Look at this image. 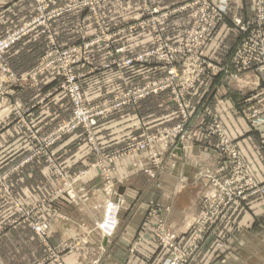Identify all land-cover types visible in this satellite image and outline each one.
<instances>
[{
    "label": "crops",
    "instance_id": "crops-1",
    "mask_svg": "<svg viewBox=\"0 0 264 264\" xmlns=\"http://www.w3.org/2000/svg\"><path fill=\"white\" fill-rule=\"evenodd\" d=\"M189 1L107 0L96 15L85 9L76 10L54 20L50 29L54 40L64 47L78 45L82 38L95 36L99 29L112 32L124 25L144 22L133 29L125 27L120 35L112 37V47L119 49L116 58L123 60L154 47L156 33L171 44L180 45L191 22L190 9L183 8ZM254 1L226 0L228 18L204 49V64L228 68L229 56L239 39L231 18L251 19ZM154 8L157 12L150 23L148 11ZM33 13L34 0H0V37ZM45 47L46 37L39 32L21 39L6 53L11 71L22 79L35 68ZM98 49L85 67L90 69L101 60ZM145 63L146 66L124 68L121 73L88 72L82 82L87 101L95 103L119 90L139 86L144 79L155 76L154 70H158V75L162 73L160 61L148 59ZM81 69L77 67L78 71ZM228 73L219 71L212 77L202 73L197 79L189 92V139L183 147L175 139L170 140L168 148L158 147L163 160L156 177L150 178L143 171L147 165L145 153L123 155L110 165V182L124 200L117 226L110 233L99 227L102 220L108 223L103 212L109 202L103 193L101 168L94 164L102 159L100 154L122 149L131 141L178 122L171 94H154L100 117L93 127V142L83 129H78L58 140L49 151L33 153L34 139L27 127H32L38 138L44 137L70 116V103L55 89L54 73L43 72L35 78L30 75L32 79L9 86L0 100V260L4 264H55L52 256L59 255L66 264H163L166 251L152 234L154 224L160 221L180 243H185L206 187L204 175L220 163L214 148L219 139L205 142L198 131L212 118L234 140L253 177L264 182V122L252 123L243 115L258 95H264V79L255 73L233 79ZM42 98L45 100L38 101ZM14 106L21 108L20 116L14 113ZM83 169H88L87 173L78 178ZM73 178L77 179L71 182L68 194L58 192L65 181ZM151 202L158 205L157 215L149 211ZM17 203L36 209L33 218L49 224L47 241L39 239L31 228L32 217L17 219ZM232 220L233 228L225 225L204 244L191 264H232L229 260L237 250L236 242H242L241 231L264 224V194L236 205Z\"/></svg>",
    "mask_w": 264,
    "mask_h": 264
},
{
    "label": "built area",
    "instance_id": "built-area-1",
    "mask_svg": "<svg viewBox=\"0 0 264 264\" xmlns=\"http://www.w3.org/2000/svg\"><path fill=\"white\" fill-rule=\"evenodd\" d=\"M37 1V12L38 17L29 20L25 24L21 25L17 29L6 33V35L0 39V57L3 55L4 51H7L11 46H13L17 41H19L23 35L30 32L37 25L42 26L39 22H44L48 19H52L64 13L65 11L72 10V8L87 5L81 0L69 1L66 3L65 7H60L59 5H54L55 0H36ZM102 0H85V3L91 5H97ZM188 8L191 9V23L188 29L185 31L184 43L182 47H176L167 43H161L158 45L155 51L157 57L161 60L167 61L168 63L174 60H183L187 65V70L185 78L183 79V85L180 88L169 87L171 83L178 77V73L175 68L169 71V77L164 82H153L149 86L141 87L135 90L133 93H129L127 98L134 96L136 99L144 97L150 93H157L165 89H170L174 101H176L182 118L185 120L187 118L188 103L186 102L184 95L186 91L194 84L197 75L201 72L204 73L207 69H215L213 72H219L220 69L215 67H209L201 61V56L203 53V48L207 42L214 35L218 26L227 17L226 0H192L186 4ZM184 6V7H185ZM255 20L250 22L246 20H241L239 18H234L233 23L241 33V41L232 53L231 61L234 67L238 71H247L256 69L264 74V37H263V25H264V0H255ZM94 9V8H93ZM45 28L49 29L48 25ZM51 45H55L53 40L50 41ZM60 54L59 52H55ZM150 52L145 54L136 55L137 59H142L144 56H148ZM189 55H193L194 58H189ZM67 61L66 64L62 65L61 68L67 76V81L63 84V88H68L71 93L72 101L74 104V112L71 118L67 122H63L59 125V128L41 138H35L37 145L47 146L48 144L55 142L61 134L76 128L79 125L89 127L95 123V116L93 113L96 112L95 109L89 108L82 102V97L80 93L79 84H76V76L71 73L70 63L74 61ZM128 63L132 62V59L126 60ZM3 69H7L5 63ZM199 64L201 69H196L195 65ZM6 66V67H5ZM8 70V69H7ZM2 91H0L1 94ZM126 101L120 97L114 101V104H123ZM106 105L102 107L103 111ZM106 111H103L104 113ZM183 124L180 123L173 128L164 130L159 135H152L146 137L139 143L128 146L127 152H141L145 151L147 159L150 163L156 166L160 160V150L159 146L167 148L169 146L172 137L178 135L182 132ZM215 127V128H214ZM209 130L218 134L220 138V151L226 153L229 157L231 163V169L227 176L223 178H213L211 186L209 184L211 192L208 196L204 197L202 200V207L198 215L194 218L192 229L194 233L185 243H180L173 235L168 231H158L155 233L156 237L162 246L167 251V257L163 264H190L195 256L200 253L202 247L206 243L210 234H212L213 229L221 223L225 216L226 211L237 201L244 200L249 196H258L264 194V183H259L253 179L248 169L244 166L238 157L236 149L229 137L224 133L221 126L213 125L210 126ZM89 139H92V134L89 132ZM93 142V141H91ZM37 148H32V152L37 151ZM126 150L120 156L125 155ZM120 155V154H119ZM109 156V158L102 157L100 161L97 162L99 165H104L107 172V177L109 178L107 167L108 163L120 158L119 156ZM118 157V158H117ZM116 158V159H115ZM150 169V168H149ZM226 168H219V173L224 172ZM85 173V172H84ZM153 173V172H152ZM110 179V178H109ZM64 187L68 188L65 182ZM105 195L107 196V202L109 205L105 207L104 219L108 221H101L99 227H101L104 233H110L112 226L117 221V214L119 209L123 204V200L116 196V191L113 184L108 183L104 186ZM115 197V198H114ZM38 210H41L40 208ZM36 211L34 208L26 209V216H30ZM31 228L33 231L41 238L46 241L49 237V225L46 222L40 221L38 219H33L31 221ZM209 235V236H208ZM63 250V248H62ZM56 264H66L57 255H53ZM58 258H57V257ZM0 264H3L0 262Z\"/></svg>",
    "mask_w": 264,
    "mask_h": 264
},
{
    "label": "rangeland",
    "instance_id": "rangeland-1",
    "mask_svg": "<svg viewBox=\"0 0 264 264\" xmlns=\"http://www.w3.org/2000/svg\"><path fill=\"white\" fill-rule=\"evenodd\" d=\"M68 1H69V4H71V1H73V0H55L54 5L56 4V5H59L60 7H65L67 5L66 3ZM80 1L81 0H78L79 3H80ZM82 1H83L84 4H87V5L80 6L78 4V7L72 8V10L65 11L64 13H62L61 15H59L57 17H54L52 19H48V20H46L44 22V24L42 22L38 21V23H40L42 26L37 25L30 32H28L27 34L23 35V37L21 39H23L27 35H29L31 33H34V32H39V33L45 35V37H46V47H45L44 53L39 58V61H38L37 65L35 66V68L32 69L29 73L25 74L24 77H21L22 79L18 78V75H16L15 73H13L11 71V69H10V67L8 65L7 59H6L7 51L10 48H12L16 43L13 46H11L7 51H4L2 53L3 55H1V57H0V91H2L1 94H0V100L6 95L9 86L19 85L22 82H25V81H27L29 79H32V78H35L36 76L40 75L43 72H48V73H51L52 75L54 73V75L57 77V79H56L57 84H56V88L55 89L59 93L63 94L68 99V101L70 103V107H71L70 108L71 112H70V116L68 118H66L64 121H62L58 125H56L54 128H52L44 136L56 131L59 128V125H61L63 122H67L71 118V116L73 115V112H74V104H73V101H72L71 93H70V91L68 90L67 87L63 88V86H62L63 84L66 83L67 76L63 72V69L61 68V66L66 64L67 61H71V60L75 59L74 61H72L70 63V68H71V73L76 76V79H75L76 84H79V88H80V93H81L83 104L86 105L89 108H93V109L96 110V112L93 113V116H95L94 117L95 118L94 119L95 123L90 126L91 128L85 127L83 125H79L76 128L61 134L60 137L55 142H52V143L48 144L47 146H42V145L38 146L37 142L35 140V138H37L38 136L35 134V132L32 129V127H30V126L27 127L28 134L30 135V137H32L34 139V143L32 145L33 146L32 148H37L38 149L37 151H35L33 153H37L39 151H41V152L49 151V148H51V146L54 145L58 140H60L61 138H63L64 136H66L68 134H71V133L75 132L78 129H83L85 131V133H86L87 139L91 142V141H93V127L96 125V122H97V120L100 117H102V116H104L106 114H109L111 112H115V111L119 110L124 105L135 104L140 99H143V98H146L148 96H151V95H154V94H158V93H161V92H169L171 94L172 101H173V103H174V105L176 107L177 115L179 117L178 122H176L174 125L168 127L167 129L173 128V127H175L176 125H178L180 123L183 124L182 132L179 133L178 135L172 137V139H175L174 141H176V143H178V145L180 147H183V142H185L187 139H189V133H188L186 124H188L189 119H190L191 114H192V105H191V102H190V99H189V92L191 91V89L195 85V82L197 81V79L200 77L201 72L197 75L194 84L186 91V94L184 95V98H185L186 102L188 103L187 118L185 120H183V118H182L180 109H179L176 101H174V98H173V95H172L170 89H165V90L157 92V93H150V94H148V95H146L144 97L137 98V99L134 96H132L131 98H127V95L129 93H133L135 90H138L141 87H144V86H149L150 87L153 84V82H155V81L156 82H161V83L164 82L169 77V71L172 68L176 69V71L178 73V77L171 83V85L169 87H171V88H180L183 85V79L185 78L186 73L189 71V70L186 69L187 65L185 63H183L184 62L183 60H174L173 62L168 63L167 61L159 59L157 57V55L155 53H153V51H155L156 48L158 47V45H160L161 43L162 44L163 43H167V44L173 45L170 42H168L167 40H164L162 37H159L158 35H156L157 33L155 34L156 39H155V46L154 47H151V48H149V49H147V50H145L143 52L137 53L134 56L128 57V58L123 59V60H119L118 58H116V54L119 53L118 52L119 49L115 50L112 47V45H111L112 37L116 36V35L118 36V34L120 35L122 33V31L125 29V27L129 28V29H133L135 26H142L144 24V22H141V21L136 23L137 25H134V24L124 25V27L117 28V29L113 30L112 32H109L108 30H104V29H99L98 33L95 36L82 38L80 40V42L78 43V45H69V46H64V47L58 45V43L54 40L55 37L53 36L52 30L50 29V25H51V23L54 20L66 15V14H69L71 12H74L76 10H82V9L88 10L91 14L96 15L99 6L104 1H107V0H102L97 5L96 4L95 5H91V4L85 3L84 2L85 0H82ZM191 1L192 0H190L189 2H191ZM188 3H185L183 5L184 9H188V10L190 9L187 6H185ZM254 4H255V1H254ZM36 6H37V1L34 0V13H33V15L31 17H29V19H27L26 21H24L23 23H21L20 25L15 27L14 29H12L10 31H7L6 33L17 29L18 27H20L21 25L25 24L29 20H32L33 18H37L39 15H38ZM226 8H227V3H226ZM148 12L150 14L149 21H150V23H152L153 19L155 17L154 14H156L157 9L154 8V9L149 10ZM191 13L192 12H191V9H190V16H191ZM254 14H255V7H254ZM227 18H228V9H227V17H226V19ZM234 18H239V17H232L231 18V23L234 26V28L236 29V31L238 32L239 39H238L237 44L235 45V47L233 48V50H232V52H231V54L229 56V60H228V68L229 69L226 68L225 66L218 65V64L214 65L213 67L220 69L219 71H225L227 73L229 72L228 73L229 76L231 78H233V79H237V78H239L240 75H243V74H246V73H255V74H258L261 78L264 79V74L259 72L256 69L247 70V71H238L234 67V65L232 64V61H231V57L232 56L231 55H232V53L234 52L235 48L237 47V45L240 43V41L242 39L241 33L238 31V29L236 28V26L233 23V19ZM239 19H241V18H239ZM225 20L223 22H225ZM241 20H243V19H241ZM254 20H255V16L253 15V17L251 19H248L246 21L252 22ZM46 25H48L49 29L45 28ZM219 26H218V28H219ZM216 31H215V33H216ZM262 32H263V37H264V25H263ZM6 33H5V35H6ZM215 33H214V35H215ZM214 35L207 42V44L203 48V51L207 47V45L210 43V41L213 39ZM4 36L0 37V39L3 38ZM184 36H185V33H184ZM184 36L182 38V42H181L180 45H173V46L182 47L183 43H184ZM51 40H53V42L55 44L54 46L50 44ZM19 41H17V43ZM97 47H99L100 50ZM96 49H98L97 51H99V53H100L101 60L100 61L98 60L99 62L97 61V63L91 65L90 69H89L88 67H85V66L87 65V63L93 61V59H92L93 58V53H95L93 51L96 50ZM55 52H59L60 54H56V56L54 57ZM148 52H150V54L148 56H144L142 59H137L136 58L137 57L136 55L145 54V53H148ZM189 58H194V56L193 55H189ZM127 59H132L133 61L128 63L126 61ZM148 59H156V60L160 61L159 65L163 67V71H162V73L160 75H158L159 72L157 73L158 70H154L153 74H155V76L152 77V78L150 77V78L144 79L142 84L139 85V86H131V87H127L126 89H123L121 91L119 90V91L113 93L110 97L101 99V100H99V101H97L95 103H91V102L87 101L85 93H84L82 82L84 80V77L88 74V72L89 73L90 72H96L97 74H99V73H103L105 71H109L110 70V71H114V72L116 71L118 73H121V71L124 68H127V67H132V66H135V65H144V66H146L145 62ZM3 63L6 64L8 70L7 69H3L4 68V64ZM78 66H80L82 68L80 71L77 70ZM200 67L201 66L199 64L195 65V68L198 69V70L201 69ZM145 70H147V69H145ZM214 70L215 69H207L206 68V70H205V72L203 74H206V76H208V77L215 76L216 74L213 72ZM148 71H150V70H148ZM30 75L32 76V78L29 77ZM26 78H28V79L25 80ZM46 97H48V96H46ZM117 97L122 98L126 102L121 104V105L120 104H114V101L117 99ZM45 98H42V99H40L38 101H43V100H45ZM254 101H255V103L252 104L253 106L250 109L245 110L243 112V115L245 116L246 120H248V121H250L252 123H256L257 124V123L264 122V95H258L254 99ZM106 105H110V106L106 107L103 110V111H106V112L102 113L103 112V111H101L102 107H104ZM20 109L21 108L19 106H14L13 107V111H14V113L17 116H20L22 114ZM23 118H24V116H23ZM213 125L221 126V123L216 118H212L211 121L209 122V124L205 125L201 129H198V131H199V134L201 136V139L203 141H205V142H207L208 140H210L211 138H214V137L219 139V142L214 146V148H215V150L217 151V153H218V155L220 157V163L218 164V166L216 167L215 170L208 171L204 175L205 178H206V187H205L204 193H202L200 198H199V206L200 207H199V210L197 211V213L192 218V221H191V224H190L189 236L186 239L187 241L191 237V235L194 233V229H192V224H193L194 218L198 215L199 211L201 210L202 200L204 199V197L208 196V194L211 192L209 184L211 186L212 179L213 178H223V177L227 176L229 171H230V169H231V163H230L228 155L225 152L222 153L220 151V146L221 145H220V138H219L218 134H216L214 132H211L209 130L210 126H213ZM167 129H164V130H167ZM163 131H161L159 133H156V134L146 135V136L142 137L141 139H137V140L131 141L124 148L116 150L114 152L102 153V154H100V157L109 158V156H114V155H117V154L118 155L120 154L118 156V157H120L124 153L125 150H126L125 155L126 154L128 155L130 153H132V154L145 153V151H141V152L128 151L127 152V148L130 145H133L135 143L141 142L142 140H145L146 137H149V136H152V135H159ZM223 131L227 135V133L225 132L224 129H223ZM89 132H90V134H92V139L91 140L89 139ZM229 139L231 140V142L233 144V147L236 149L239 159L241 160V162L244 164V166L248 169L249 173L253 177V175H252V173H251L246 161L240 155V153H239V151H238V149H237V147L235 145L234 140L232 138H230V137H229ZM95 152H99V151L95 149ZM145 156L147 158L146 153H145ZM120 158H122V157H120ZM162 160L163 159H161V157H160V160H159L158 164L156 166H154L152 163H150L149 159H147V165L143 169L144 173L150 178L156 177V175H157L156 174L157 167L161 166ZM24 162H25V159L23 161H21L19 163V165L16 166L15 169H17ZM105 163H108L107 167H108V169L110 171L111 168H112V167H110V165L113 163V161H111V162L105 161ZM94 166H97V167L101 168V172H102V176H103V179H104V183L106 185L108 183V181L110 180L109 179L110 176H109V178L107 177V172H106V169L104 168V165H99V164L95 163ZM222 167H225L226 169L224 170V172L219 173V168H222ZM87 170L88 169H83L81 171V174L78 176V178L84 177V175L87 173ZM57 173L59 174V176L61 175L60 171H57ZM108 175H109V172H108ZM76 179L77 178H73V179H71L70 182H66L65 181V183L67 185H69L68 192L66 191L67 188L64 187V184H62L63 187L60 188L58 190V192L64 191V193L68 194L69 191L71 190V188H70L71 182L75 181ZM253 179L256 180L254 177H253ZM257 182H259V181H257ZM0 183H1V179H0ZM110 183L113 184V186L115 188V191H116V196L115 197H119L120 199H122L121 196L118 195L117 189H116L114 183L113 182H110ZM259 183H264V182H259ZM103 193L105 194L104 187H103ZM258 196H262V195H258ZM258 196H255V195L253 196L252 195V196L247 197L244 200H237L226 211L225 216L222 219L221 223L216 227V229H213L212 234H210V236L208 235L209 238L207 239V241H209L210 238L214 237L218 233V231L220 232V230L224 229L225 225L228 226L230 229L233 228V225H234L233 222L234 221L232 220V215H233V209H234V207L236 205L245 204L248 201H250V199H252L254 197H258ZM106 200H107V196H106ZM123 203H124V200H123ZM122 207H123V204H122L121 208ZM121 208L119 209V212H120ZM157 208H158L157 204H153L152 202L150 203L149 211H150L151 214H156L157 215L158 211H159ZM27 209H30V208H27ZM15 210H16V213L18 215V218H17L18 220H19L20 217H21L22 220L24 218H26V217H27V219L29 218L28 216H26V208L23 207L20 203L16 204V209ZM104 211H105V207H104ZM35 214H36V211L30 216V218L31 217L33 218V216ZM103 216H104V212H103ZM118 216H119V213L117 214V219L119 220ZM33 219H36V218H33ZM43 222H46V221H43ZM30 226H31V224H30ZM116 226H117V221L112 226V229H111L112 232L115 230ZM251 228L250 229L246 228V229H243L241 231V238H242L241 240H242V242L241 241H237L236 242V243L239 242L238 246H237V250L233 253L232 257L229 260V261H232L231 262L232 264H264V224H260V225L256 224L254 227H251ZM161 229H163L164 231H168L171 235H173L169 230H167V227L164 224H162L160 221H158V222L156 221V223L154 224V227L152 229L153 236L155 235V233H158V231H161ZM49 233H50V227H49ZM37 237L39 239H41L38 235H37ZM155 239L159 242L160 247H162L166 251V249L162 246L160 241L156 237H155ZM41 240L44 241V239H41ZM47 240H48V238L46 239V241ZM198 255H199V253H198ZM197 256H195V258L191 261V263L196 259ZM58 257L61 259V257L59 255H58ZM166 257H167V251H166ZM52 258H53V260H54V262L56 264L54 256H52ZM0 262L3 263V261H1V260H0Z\"/></svg>",
    "mask_w": 264,
    "mask_h": 264
}]
</instances>
